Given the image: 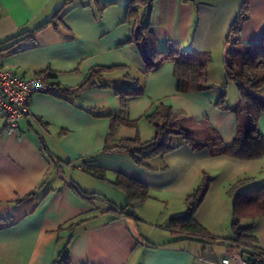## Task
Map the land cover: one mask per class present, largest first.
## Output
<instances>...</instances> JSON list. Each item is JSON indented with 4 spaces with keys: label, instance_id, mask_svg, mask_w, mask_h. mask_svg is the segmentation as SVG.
Instances as JSON below:
<instances>
[{
    "label": "crops",
    "instance_id": "0c3cea01",
    "mask_svg": "<svg viewBox=\"0 0 264 264\" xmlns=\"http://www.w3.org/2000/svg\"><path fill=\"white\" fill-rule=\"evenodd\" d=\"M130 2L0 0V68L24 79L50 71L56 74L50 82L58 85L32 95L29 114L15 130L5 127L0 113V264H63L64 249L69 264H218L230 254L225 245L173 243L171 219L187 212V196L209 178L195 218L218 239L227 238L231 185L251 179L241 192L264 186V157L213 155L176 139L175 150L141 165L126 151L106 149L125 140L151 141L157 130L148 117L162 105L180 117L178 128L200 135L210 125L232 146L238 119L215 105L223 86L228 105L242 102L228 79L225 53L244 4L239 40L260 41L264 0H155L134 9ZM47 21L33 40L11 49L13 42L3 43ZM173 53L210 55L206 83L213 88L192 85L178 92ZM150 61L155 67L147 72ZM98 69L95 85L77 94L61 91L78 89ZM131 89L139 94L121 106L119 93ZM112 116L133 124H119L110 136ZM258 126L264 137V114ZM91 169L105 179L86 171ZM120 174L149 191L151 198L133 209L138 219L112 210L128 202L114 183ZM90 179L109 187L100 190ZM254 234L264 252V215ZM213 248L227 255L218 258Z\"/></svg>",
    "mask_w": 264,
    "mask_h": 264
},
{
    "label": "trees",
    "instance_id": "16d2710c",
    "mask_svg": "<svg viewBox=\"0 0 264 264\" xmlns=\"http://www.w3.org/2000/svg\"><path fill=\"white\" fill-rule=\"evenodd\" d=\"M155 0H131L130 6L139 4L140 6L152 5ZM246 4L234 24L231 37L228 41V47L225 53V68L228 79L233 81L239 90L242 102L236 105L227 104L226 86L220 90L215 105L220 110L232 111L237 119V133L234 144L225 146L210 125L202 128L200 135L193 134L190 131L177 127L179 118L168 106H160L159 109L148 117L149 121L155 126L156 136L148 142L140 140H125L114 148L107 147V150H123L129 153L135 161L141 165L153 157L165 156L175 150L179 144L176 139H182L192 149H208L213 155H226L241 160H256L264 157V137L259 130V119L264 114V87L257 91H249V88L264 84V31L260 41L255 43L243 44L239 40V31L241 24L246 20ZM134 9V8H133ZM51 23L47 21L34 31L21 32L3 43L13 42L9 49L14 48L16 44L33 40L37 32ZM177 55L174 59L175 75L177 79V91L187 92L190 86H196L200 90L212 89L207 86V69L211 63L210 55L173 53ZM155 65L153 61L146 63V71L151 72ZM103 69L94 70L89 78L76 90L67 89L62 92L68 94H77L95 85L94 77L100 74ZM45 80L51 81L56 74L50 71L42 72ZM54 85L50 82L48 92H53ZM47 92V93H48ZM139 94L138 90H125L119 93L121 106L126 107L128 98ZM111 118L110 136L114 134L119 124L131 125L128 121L120 119L117 116ZM97 179H105L103 173L96 169L86 170ZM251 179H241L231 185L229 193L234 195L233 214L231 221V235L224 239L212 235L209 230L203 227L195 218L196 212L204 201V198L210 187V179L204 177L201 185L189 194L186 198L187 212L179 217L171 219L167 229L173 237V243L183 240L199 241L209 245H225L230 251L243 255L255 264H264V252L259 247V242L254 234L255 222L257 218L264 215V186L252 188L246 192H241L242 187L247 185ZM115 185L122 189L128 198L127 205L122 209L113 208V211L122 215L138 219L133 209L139 204L151 198L148 189L139 181L128 178L124 175H118ZM248 220L247 224L244 221ZM82 222L73 223L71 227L79 226ZM221 240V241H218ZM63 264H69L68 253L65 249L60 254ZM260 258V260L258 259ZM57 264V263H56Z\"/></svg>",
    "mask_w": 264,
    "mask_h": 264
},
{
    "label": "built area",
    "instance_id": "2783aa9c",
    "mask_svg": "<svg viewBox=\"0 0 264 264\" xmlns=\"http://www.w3.org/2000/svg\"><path fill=\"white\" fill-rule=\"evenodd\" d=\"M50 82L42 73L24 79L11 71L0 68V113L8 130L18 128L20 121L29 114L30 99L35 93H47ZM252 89L249 88V91ZM218 264H255L243 255L233 252ZM263 264V263H261Z\"/></svg>",
    "mask_w": 264,
    "mask_h": 264
},
{
    "label": "rangeland",
    "instance_id": "374dc122",
    "mask_svg": "<svg viewBox=\"0 0 264 264\" xmlns=\"http://www.w3.org/2000/svg\"><path fill=\"white\" fill-rule=\"evenodd\" d=\"M90 181H91V183H93L96 186H100L101 185V189L100 190H104V189H107L109 187V185L106 184V183H104V182H100V181H97V180H94V179H92V180L90 179ZM102 183H104V187H103V184ZM209 213H210V210H209ZM212 250L213 251H217V253H218L217 254V257L218 258L221 257L220 254L227 255L226 250L224 248H213ZM209 253H211V252H209ZM206 254H208V251H206Z\"/></svg>",
    "mask_w": 264,
    "mask_h": 264
},
{
    "label": "bare ground",
    "instance_id": "6f19581e",
    "mask_svg": "<svg viewBox=\"0 0 264 264\" xmlns=\"http://www.w3.org/2000/svg\"><path fill=\"white\" fill-rule=\"evenodd\" d=\"M247 259V258H246Z\"/></svg>",
    "mask_w": 264,
    "mask_h": 264
}]
</instances>
